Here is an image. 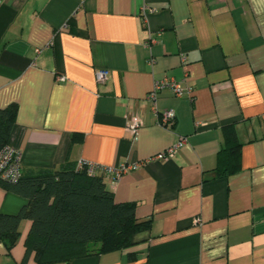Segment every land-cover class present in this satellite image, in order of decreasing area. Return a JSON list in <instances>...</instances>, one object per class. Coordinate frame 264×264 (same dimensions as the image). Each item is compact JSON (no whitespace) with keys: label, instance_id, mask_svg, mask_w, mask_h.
Masks as SVG:
<instances>
[{"label":"crops","instance_id":"obj_1","mask_svg":"<svg viewBox=\"0 0 264 264\" xmlns=\"http://www.w3.org/2000/svg\"><path fill=\"white\" fill-rule=\"evenodd\" d=\"M143 1L0 0V109L16 105L6 144L22 173L96 164L114 200L151 221L131 247L71 264H264V0H146L147 20ZM155 79L192 88L157 93V112L175 113L170 128L147 99ZM131 114L142 120L135 139ZM229 129L239 168L220 175ZM180 136L172 158L152 159ZM25 204L0 185V214ZM30 224L10 250L0 239V264H36Z\"/></svg>","mask_w":264,"mask_h":264},{"label":"trees","instance_id":"obj_2","mask_svg":"<svg viewBox=\"0 0 264 264\" xmlns=\"http://www.w3.org/2000/svg\"><path fill=\"white\" fill-rule=\"evenodd\" d=\"M15 113V104L0 109V149L7 143ZM239 145L227 130V157L220 158L218 174L239 168ZM0 185L26 199L18 213L0 214V239L10 250L21 221L30 220L24 246L36 264H71L80 257L124 250L133 245L136 234L150 228L149 219L137 216L135 203L116 202L102 174H88L85 165L29 170L16 183L0 180Z\"/></svg>","mask_w":264,"mask_h":264},{"label":"built area","instance_id":"obj_3","mask_svg":"<svg viewBox=\"0 0 264 264\" xmlns=\"http://www.w3.org/2000/svg\"><path fill=\"white\" fill-rule=\"evenodd\" d=\"M140 11L142 18L147 20L148 14L152 13L154 9L148 5L146 0H144ZM156 41V37L149 36L148 42L146 43L151 44L154 42L156 43ZM152 61L153 59H151L149 62L152 63ZM107 76L108 71L105 69H98L95 72V80L97 83H104L107 79ZM58 80L64 81L65 76H59ZM163 89H169L175 95H181L183 93L190 94L192 88L183 87L180 82H177L174 79H155L153 81V85L149 94L147 95V99L153 103L152 109L155 113H157V125L170 128L175 122L174 111L171 109H167L161 112H157L156 106L154 105L157 93ZM141 126V118L137 114H131L130 117L127 118L125 130L133 139H135ZM186 141V136H180L172 146L157 153L155 156L152 157V159L167 160L172 158L176 154L178 149L186 143ZM84 165L87 167L88 174H96L98 166L94 163L86 162L84 160H80L76 163V169H80ZM126 168L127 167L123 165L119 168L118 171L121 172ZM21 173V153L18 150L9 147L7 144L4 145L0 149V180L10 184H14L19 180ZM194 223H200L199 218H195Z\"/></svg>","mask_w":264,"mask_h":264}]
</instances>
